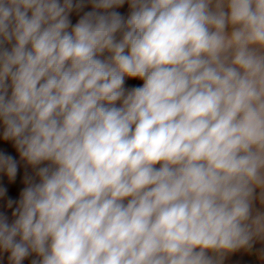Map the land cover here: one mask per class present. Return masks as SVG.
Returning <instances> with one entry per match:
<instances>
[{
  "label": "clouds",
  "instance_id": "obj_1",
  "mask_svg": "<svg viewBox=\"0 0 264 264\" xmlns=\"http://www.w3.org/2000/svg\"><path fill=\"white\" fill-rule=\"evenodd\" d=\"M264 264V0H0V264Z\"/></svg>",
  "mask_w": 264,
  "mask_h": 264
},
{
  "label": "crops",
  "instance_id": "obj_2",
  "mask_svg": "<svg viewBox=\"0 0 264 264\" xmlns=\"http://www.w3.org/2000/svg\"><path fill=\"white\" fill-rule=\"evenodd\" d=\"M232 264H243V259L240 256L232 257Z\"/></svg>",
  "mask_w": 264,
  "mask_h": 264
}]
</instances>
